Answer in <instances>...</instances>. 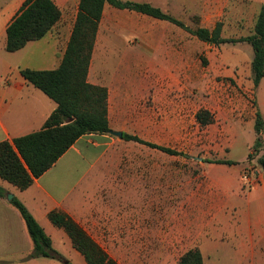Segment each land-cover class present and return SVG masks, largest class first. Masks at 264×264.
I'll return each mask as SVG.
<instances>
[{
	"label": "crops",
	"instance_id": "1",
	"mask_svg": "<svg viewBox=\"0 0 264 264\" xmlns=\"http://www.w3.org/2000/svg\"><path fill=\"white\" fill-rule=\"evenodd\" d=\"M24 1L12 0L0 8V143L13 142L14 139L40 131L57 108L53 100L23 77L21 70L57 69L79 12L80 0H54L62 12L57 26L67 23L72 29L64 45L55 39L53 32L38 41H53L56 60L52 68H37L25 60L26 50L34 42L13 53L5 49L7 27ZM123 1L149 4L179 21L184 17L193 18L196 22L198 17L200 26L208 29H214L217 23H221L222 38L235 40L252 34L264 6V0ZM188 24L185 25L189 27ZM190 39L193 41L190 42ZM196 40V37L170 22L105 5L89 67L88 83L108 90L110 131L122 132L113 125V121L125 119L127 112L132 111L134 99L150 86L155 85L159 90L174 94L184 84L194 82L196 66L192 58L196 54ZM201 44L208 46V71L212 73L205 76L208 94L206 109L215 119L208 126L205 141L211 150L217 143L224 149L225 154L218 156V159L237 163L233 166L210 163L219 167L225 176L208 179V212L216 214L207 218L205 243L197 248L203 255L204 249L215 247L217 241H221L228 247L235 246L241 263L264 264V174L259 168L257 173H260L261 181L249 189L241 182V177L243 171L254 172L248 163L252 147L246 150L242 160L230 158L239 137L238 130L245 125L254 128L261 103L258 94L253 98L251 86L243 88L240 71L232 70L238 66L234 64L233 56L232 59L224 55L220 46ZM218 78L226 80L218 82ZM109 135L88 134L81 137L50 170L35 179L32 186L25 191L18 189V200L51 238L53 249L57 251L55 240L59 239L68 246L66 249L72 259L70 264L87 263L73 248L65 231L55 227L48 215L53 211L63 212L77 222L73 214L83 213L94 198V172L106 155ZM201 160L203 162L204 159ZM240 165L242 168L238 174L231 169ZM4 182L0 178V186L6 190ZM33 205L40 207L39 213L32 212L30 207ZM38 215L42 218H38ZM32 253L33 242L20 213L10 201L0 197V264H47L49 258H31Z\"/></svg>",
	"mask_w": 264,
	"mask_h": 264
},
{
	"label": "rangeland",
	"instance_id": "2",
	"mask_svg": "<svg viewBox=\"0 0 264 264\" xmlns=\"http://www.w3.org/2000/svg\"><path fill=\"white\" fill-rule=\"evenodd\" d=\"M10 2L12 0H0V8ZM181 21L189 23L192 29L200 27L198 17L196 22L193 18L184 17ZM71 29L70 24L60 23L52 35L64 45ZM196 41V54L192 58L196 66L194 82L184 84L174 94L152 85L134 99L132 111L127 112L125 119L113 121L119 131L185 153L191 159L169 156L109 135L106 155L94 172V198L83 213L73 214L75 220L118 264H178L187 251L205 243V223L216 214L208 212V179L225 174L219 167L198 159L214 161L225 152L218 143L211 150L205 141L209 125L202 126L196 118L199 111L207 110L205 76L212 74L208 71V46ZM32 45L26 50V62L37 68H52L56 60L53 41H37ZM220 49L224 55L234 57L233 62L238 66L232 70L240 71L243 88L251 86L255 93H252L253 98L258 94L264 118V79L257 88L254 87L251 69L254 51L251 45L222 44ZM225 80L217 79L218 82ZM238 133L230 155L233 160H242L256 138L254 128L248 125ZM248 163L257 173V158L248 159ZM241 168L240 165L231 169L238 174ZM4 185L8 191L5 190V199L9 201L14 195L18 199L19 190L11 184L4 182ZM30 208L32 212L39 213L37 205ZM38 218L42 217L38 215ZM217 243L215 247L203 250L204 264H246L240 262L234 245L228 247L221 241ZM66 246L61 239L55 240V249L65 256L64 262L71 263ZM64 262L49 258L47 264Z\"/></svg>",
	"mask_w": 264,
	"mask_h": 264
},
{
	"label": "trees",
	"instance_id": "3",
	"mask_svg": "<svg viewBox=\"0 0 264 264\" xmlns=\"http://www.w3.org/2000/svg\"><path fill=\"white\" fill-rule=\"evenodd\" d=\"M105 5L170 22L209 45L248 43L254 51L251 63L254 87L257 88L264 79V6L252 34L235 40L222 38L221 23H217L214 29L201 26L191 29L146 3L80 0L77 19L59 67L55 70H21V74L31 85L57 104V108L40 131L14 139L13 142L0 143V178L21 191L27 190L35 179L50 170L81 137L88 134L108 135L111 130L108 119V90L88 83L89 67ZM61 18L62 12L54 0H25L7 27L6 51L17 52L31 42L44 39L53 32ZM196 118L202 126L215 121L207 110L199 111ZM254 131L256 138L248 159L257 158V165L264 174V118L260 111L256 113ZM123 140L148 146L170 156L191 159L185 153L145 142L137 136L124 134ZM203 163L228 166L236 164L221 159L203 160ZM5 196V189L0 186V197ZM11 204L20 213L32 239L31 258L66 261L53 249L51 238L28 209L16 197H13ZM48 218L55 227L65 231L73 248L84 257L87 264H118L66 213L53 211ZM178 264H204L203 255L198 248L191 249L182 255Z\"/></svg>",
	"mask_w": 264,
	"mask_h": 264
},
{
	"label": "built area",
	"instance_id": "4",
	"mask_svg": "<svg viewBox=\"0 0 264 264\" xmlns=\"http://www.w3.org/2000/svg\"><path fill=\"white\" fill-rule=\"evenodd\" d=\"M260 173H249L246 172L241 177V182L247 186V188L251 189L252 187L256 186L260 180Z\"/></svg>",
	"mask_w": 264,
	"mask_h": 264
},
{
	"label": "water",
	"instance_id": "5",
	"mask_svg": "<svg viewBox=\"0 0 264 264\" xmlns=\"http://www.w3.org/2000/svg\"><path fill=\"white\" fill-rule=\"evenodd\" d=\"M109 134L116 136L120 139H123V133L122 132H115V131H110ZM200 161H202L201 159H199ZM13 199V197H11V199L9 201H11Z\"/></svg>",
	"mask_w": 264,
	"mask_h": 264
}]
</instances>
